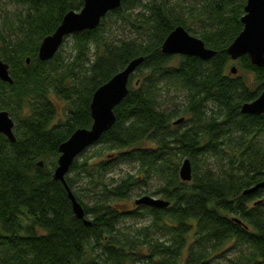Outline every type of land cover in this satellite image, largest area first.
I'll list each match as a JSON object with an SVG mask.
<instances>
[{"label":"trees","instance_id":"1","mask_svg":"<svg viewBox=\"0 0 264 264\" xmlns=\"http://www.w3.org/2000/svg\"><path fill=\"white\" fill-rule=\"evenodd\" d=\"M10 1L19 8L9 34L0 32V58L13 83L0 81V110L13 118L16 140L0 133V264H264V189L243 193L264 179V113L240 111L264 90V67L227 52L246 0H123L44 61L41 41L84 0ZM177 26L215 55L164 53ZM138 57L115 122L96 142L97 157L108 159L80 155L66 175L86 224L53 178L59 146L91 126L94 91ZM56 99L65 103L58 120ZM185 158L190 181L179 175ZM119 162L133 171L108 176ZM152 183L169 206L124 210L136 188ZM127 215L148 224L124 232Z\"/></svg>","mask_w":264,"mask_h":264},{"label":"water","instance_id":"2","mask_svg":"<svg viewBox=\"0 0 264 264\" xmlns=\"http://www.w3.org/2000/svg\"><path fill=\"white\" fill-rule=\"evenodd\" d=\"M123 0H84L80 10H69L63 16L55 31L40 43L38 57L40 60L51 59L60 49L64 40L75 32L95 29L106 14L118 8ZM243 29L228 46L227 52L232 60L248 55L252 64L264 67V0H246L244 14L241 17ZM162 51L169 55L196 56L208 60L215 55V51L206 47L204 41L190 34L183 26H177L169 33L162 44ZM143 61V57L134 58L127 66L116 73L107 82L100 85L93 93L90 110L92 124L89 128H78L71 136L60 144L58 164L54 170L53 178L60 181L67 190L75 216L90 221L85 217V211L77 200L66 181V175L73 161L89 146L96 143L101 135L112 127L115 122L114 108L123 100L128 92L130 75L135 72ZM29 62V59H27ZM9 64L0 59V81L13 83L9 72ZM233 73L237 72L234 65ZM243 114L260 115L264 113V90L257 98L243 103L240 107ZM183 118L175 121L179 123ZM15 122L6 110H0V133L11 142H15ZM42 165V161L39 162ZM179 175L181 180L192 179V164L189 158L181 162ZM264 189V179L244 190V194L255 193ZM137 205H146L156 208L169 206L170 201L160 197L144 195L135 200ZM239 221V219H236Z\"/></svg>","mask_w":264,"mask_h":264},{"label":"rangeland","instance_id":"3","mask_svg":"<svg viewBox=\"0 0 264 264\" xmlns=\"http://www.w3.org/2000/svg\"><path fill=\"white\" fill-rule=\"evenodd\" d=\"M148 1V0H144ZM171 4H173L175 1H185V4H191L195 0H168ZM19 6L15 5L12 1L10 0H0V32L4 34H9L10 28H9V22L13 21V15L18 9ZM194 26V25H193ZM114 31L116 34H120V29L117 26H113ZM64 47L66 45H70V39L67 38L66 41L63 43ZM0 47L3 48V41L0 39ZM2 59V58H0ZM3 60V59H2ZM4 61V60H3ZM235 65V64H234ZM56 104L58 107V114L56 117V120L64 118L65 117V103L60 100L56 99ZM101 144L99 143H94L93 145L89 146L86 148L80 155H83L84 157H88L89 160L91 161H98L100 159H108L107 153L104 155L97 157L98 150L101 148ZM79 155V156H80ZM82 157V158H84ZM113 159V158H111ZM134 165L130 163H125V162H119L114 164V167L111 168V170L108 173V176L112 178H118L122 176L123 174L133 171ZM81 183V182H80ZM79 184V183H77ZM84 187V186H83ZM155 188L154 184H149L147 186H142L141 188H136L132 194L130 199L126 200L124 203V210H134L137 208L138 205L135 204V200L137 198H140L141 196L144 195H151L153 196L151 192ZM154 197H159L157 194L154 195ZM162 198V197H160ZM86 201H89L88 198H86ZM148 224V217L147 216H134V215H127L126 217H123L120 227L122 228V231L128 232L130 229H127V225L132 226V227H139L143 225ZM224 258V257H223ZM222 259H219L218 257H215L213 260L212 264H225V261Z\"/></svg>","mask_w":264,"mask_h":264},{"label":"bare ground","instance_id":"4","mask_svg":"<svg viewBox=\"0 0 264 264\" xmlns=\"http://www.w3.org/2000/svg\"><path fill=\"white\" fill-rule=\"evenodd\" d=\"M133 73H134V72H133ZM133 73H132V74H133ZM132 74H131V75H132Z\"/></svg>","mask_w":264,"mask_h":264}]
</instances>
